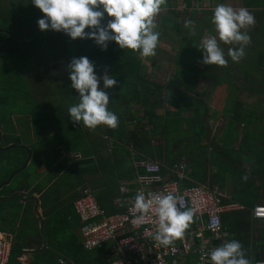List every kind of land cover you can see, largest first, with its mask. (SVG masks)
Instances as JSON below:
<instances>
[{
    "label": "trees",
    "instance_id": "obj_1",
    "mask_svg": "<svg viewBox=\"0 0 264 264\" xmlns=\"http://www.w3.org/2000/svg\"><path fill=\"white\" fill-rule=\"evenodd\" d=\"M226 1L227 0H184L183 5L185 11L180 13L177 11L178 4L176 0H167L166 4L162 5L160 11V13L164 12L165 14L159 15L162 16L161 25L165 30L170 31L173 28L171 26L173 21L179 20L180 18L183 21L191 19L195 22L196 42L206 35L210 29L214 28V25L211 23L213 9L217 4H226ZM235 1H237L241 7L247 8L255 17V24L248 29V34L251 37L250 45H253L255 51V53L251 51L250 54L255 56L251 66L246 67L244 73L245 81L249 85L247 90L253 92L254 96L257 97L258 104L254 107L256 110L255 114L249 115V111L241 110L242 104L238 103V114L229 118L226 125L229 128L243 125L245 127V142H251L258 138L264 141V99H260L259 94L263 93L261 96L264 97V0ZM207 7H209V10H206ZM11 9L15 11L7 18L6 16L8 13H0V184L5 183L3 185L4 191L9 193L10 197H13L10 200L11 203H20L22 197L21 192L23 189H29V186L24 184L32 176V173H34L33 176L36 177L38 175V170L42 168L37 162V157L31 158L32 156H30L28 147L20 146V144H22L21 136L16 134L15 126L17 124L14 122L15 118L13 117L19 112L31 116L34 128L43 131L46 127L47 119L50 118L43 117V114H47V112L43 111L42 113V111L38 109L39 104H43L46 107L48 106L41 101V98H51L53 94L59 93V91L62 90L63 85H66L62 68L68 66L72 58H79L81 56L88 57L89 60L99 68H106L114 77L116 76V71L120 70L122 86L120 84V89H116L115 92L125 94L127 90H136L139 88L137 96L141 97L140 99L147 105V108H145L146 115L141 119H133L135 130L133 129L132 132L125 133L123 138L119 140L118 146L111 151V156H102V160L106 162L116 158L117 167L119 168V158L117 156H123L128 159V164H130L132 163L131 151L126 148L129 147L133 150L134 160L151 159L160 162L162 174L163 176H167L169 180H175L177 178V175L173 172V168L176 165L181 166L182 164H186L188 167L185 168L184 173H186L190 179L186 180V184H200L202 174L199 173L198 164L202 162L198 160L197 152L201 154L200 151L203 147L200 148L199 139H195L200 136H206V134L208 135L209 130L207 126L210 123L211 117L208 115L209 109L207 101L198 98L199 95L193 87V83L186 87L187 90L184 92L185 95L179 94L173 87V81L170 82L168 86H163L156 84L153 80H146V78L143 77V63L139 59V52H133L127 48L121 49L115 41L109 42L107 50H102L92 39L77 38L73 40L67 34L54 30L42 32L38 27L37 21L43 18L44 14L37 7L20 3ZM184 15H187V17L182 18ZM109 18L112 19L105 14L102 24L106 26ZM89 31V28L85 29V32ZM193 38L194 36L189 35L185 40L192 45L194 43ZM225 46H227V48L230 46L232 47V45ZM185 55H187V59L195 58L200 61L203 59L202 52L197 47H186ZM247 55H249V53H247ZM27 61H31L34 64L33 68L29 70V73L35 68L38 69L36 71L40 73V75H38L40 82L48 85V88L43 95L37 92L33 97L32 92L31 95L26 98H24L20 90H18L20 92L19 95L22 97L19 98L20 104L17 106L15 104L14 106L7 91L10 86L15 85L14 82H17L19 85L23 82L27 87H30V83H32L31 87H36V83H34L32 79H29L28 76L26 77ZM17 66L23 67V69L16 72ZM53 66L56 69H54ZM251 67L252 69L249 71ZM29 73L27 75L30 76ZM48 73L52 74V79L55 81V84H53V81L46 82L44 75ZM255 73H257V78H251ZM203 75L209 77L206 71H203ZM27 79L31 80L30 83ZM210 79H214L213 85L219 83V79L216 76H210ZM231 79L233 78H230V80ZM140 82L146 83V85L141 88L138 86ZM253 83L256 84V86H254ZM259 90H261V92L257 93ZM189 96H192V98H189ZM32 98L38 101L37 108ZM165 104L166 107L164 106ZM24 105H26V107L23 111L22 107ZM163 106L166 109L165 115L155 117V110ZM55 117L60 119L64 118L60 113L55 114ZM145 119L148 120L146 124L143 122ZM184 124L187 127H185L186 131L185 128L179 134L172 131L175 126ZM158 134H163L164 143L153 144L154 136ZM184 134H186L185 136L187 139L184 138ZM227 134L231 133L228 132ZM37 136H39V134ZM178 139H180V141L176 144ZM63 141L68 147H71L73 142H77V139L75 136L69 135L68 138L66 136ZM12 144L16 146L6 148V150L3 149L5 147H10ZM171 145L176 147L171 148ZM230 153H232V150ZM249 161L254 167V172L248 173L246 170H243V174L248 175V179H250V177L252 178L247 181V184L250 190H252L255 199L251 194V199L247 204L253 208L258 205H256V198L260 196V190H264V149H259ZM90 163H92V161H75L72 165L71 173L64 172L59 180L56 181L59 184L58 188L61 186L65 188L73 186V189L75 191L77 190L73 194L74 198L70 197L71 203L67 206L70 211V216L74 215V213L77 214L74 203L83 197V193L86 189L91 190L89 184H93V187H98L99 191L95 190L92 191V193H94L100 206L106 209L110 214L117 212L114 205L115 200L121 198V191L115 190V183L106 186L103 184L106 182L105 180L101 179L99 182L97 181L99 177L94 179L93 172L95 170H100L102 165L90 168L88 167ZM133 167L134 166L125 171L126 164L123 165V169L128 175L125 176L124 179L132 180L136 174V169ZM101 181H103V183H101ZM116 188H118V185H116ZM34 189L36 192L41 191L39 185L34 187ZM219 190L221 191V189ZM50 192L49 190L43 197L44 202L48 201L47 198ZM56 192L55 189L53 194ZM225 203L227 202L225 201ZM22 213L23 212L18 210L15 217L16 220L12 221L14 228L21 222ZM56 214V212L51 213L50 211L46 213L48 222H51L50 216ZM250 215L251 217H249V214H246L249 218V225L254 222L252 213ZM66 219L68 218L66 217ZM68 221L70 223V220ZM225 221L227 225H229V220L224 217V222ZM20 224H24V219ZM78 225L81 226L79 217ZM49 229L50 228L46 230L49 231ZM71 235L73 240L69 250L65 252L62 248L60 249L62 253L66 254L67 260L74 264H103L105 262V255L103 253L85 250L80 239L75 236L73 237V233ZM239 239L235 238V240H238L242 244L243 250L246 253V258L250 260V237L242 236L239 237ZM225 240L226 239H221L217 241V246H220ZM231 240L233 239L226 241ZM22 250L19 240L15 239L12 245V264H20L18 258L22 255Z\"/></svg>",
    "mask_w": 264,
    "mask_h": 264
},
{
    "label": "crops",
    "instance_id": "obj_2",
    "mask_svg": "<svg viewBox=\"0 0 264 264\" xmlns=\"http://www.w3.org/2000/svg\"><path fill=\"white\" fill-rule=\"evenodd\" d=\"M94 66L96 74L102 76L106 68H99L96 64ZM143 67L145 68L144 72L147 74L146 69H148V66L143 65ZM53 68L56 69L54 66ZM150 69H155V67L151 66ZM36 70L38 69L32 70L29 73L30 76L27 75L29 79L40 75L39 71ZM144 72L143 77L146 80H150L145 77ZM158 72H148V74H153V79H155L154 75L158 74ZM62 73L66 82V85L64 84L62 87L63 90L53 94L51 98H41V101L48 105L47 107L39 104L38 109L42 113L43 111L47 112V114H43V117L50 118L47 119L46 127L43 131L34 128L31 116H27L21 112L14 116V122L17 124L15 126L16 134L21 136L22 144L20 146L28 147L30 156H32L31 158L37 157V162L42 167L38 170L37 178L32 175L24 184L29 186V189H23L21 192L20 203H11L10 200L13 197H10L9 193L3 189L5 183L0 184V235L8 239L12 245L15 239L19 240L23 249V254L18 259L20 264H74L66 259V254L62 253L60 249L62 248L65 252L69 250L73 240L72 233L74 234L73 237L75 236L80 239L78 215L74 213V215L70 216L67 206H69L71 200L68 202L66 199V197L74 198L73 194L77 190L67 189L65 191V187L62 190L56 189L57 192L55 194L50 192L47 198L48 201L44 202L43 197L46 193L42 196L38 194L36 197L32 196L38 193L34 187L37 185L42 186L41 184L34 186V182L37 179L48 177L53 184H58L56 181L59 180L60 176L64 172L71 173L72 165L75 161L81 160L84 162L92 161L88 165L90 168L102 165L100 170L93 172L94 179L99 177L97 181L101 179L105 180V183L103 181L101 183L106 186L115 183L118 185V188H116V185L114 186L115 190L120 191L123 185L135 186L136 184L135 176L132 180L124 179L125 176H128L125 171L134 166L135 160L133 159L132 148L126 147L131 151L132 163L130 164H128L129 162L126 157L117 156L116 151V156L119 158V168L117 167L116 158L109 161L105 160L106 162H104L102 156H111V151L118 146L119 140L123 138L125 133L132 132L133 129L135 130L133 119H141L146 115L145 108H147V105L140 99L141 97L137 96L139 88L127 90L125 94L115 92L116 89H120L122 76L120 70L116 71L115 77L108 71V74L117 80V85L106 89L109 94V104L107 107L109 111L117 115L118 126L110 128L102 124L95 129H89L82 122L79 125L74 124L71 121L68 109L67 113H65L57 105V99L62 100L69 107L78 103L79 99V93L71 87L67 66L62 68ZM172 81L174 79L168 81L166 86ZM99 87H104L102 80ZM164 106L166 107V104ZM164 106L155 110V117L165 115L166 109ZM57 113L62 114L64 118H56L55 114ZM143 122L146 124L148 120L145 119ZM213 131L214 129H212L211 125L208 135L206 134V136H200L195 139H199L200 148L203 147L200 151L201 154L197 152L198 160L202 162L198 164L199 173L202 174L200 184L212 189H221L225 194V201L235 205L234 209L223 215L225 228L223 239H239L242 236H249L250 261L254 262L257 259L264 258V221L253 219L252 226L249 225V218L246 214H249V217H251L250 214L254 207H250L247 203L251 199V194L254 199L255 196L247 184V181L252 178L250 177V179L244 181L242 180V176H244L243 170H246L248 173L254 172V167L249 160L252 159L259 149H264V141L258 138L251 142H245V127L243 129L241 127L229 128L227 125H224L222 133L217 134ZM228 132L231 134H227ZM38 134L39 136H37ZM69 135H73L77 139V142H73L71 147H68L63 141ZM158 135V137L154 138L153 143L156 142L155 139L161 137L160 134ZM254 135L256 136L255 133ZM23 136H25L24 139H22ZM158 141L156 144L160 143ZM14 146L16 145L11 147ZM175 147L171 145V148ZM6 148L9 147H5L4 149ZM231 150L232 153H230ZM124 164H126L125 171L123 169ZM46 173L47 175H45ZM92 185L89 184L91 191H99L97 186L93 187ZM260 193V196L256 198V205L264 204V190H260ZM51 197L52 199H50ZM116 205L119 206V203ZM18 210L23 212L20 221L22 222L24 219V224L21 225L20 222L15 229L12 221L16 220L15 217ZM49 211L51 213L60 212L58 213L62 215L60 223L56 217H53L54 215L50 216L51 222H48L46 213ZM224 217L229 220V225H227L226 221L224 222ZM68 220H70V223ZM35 222L37 225H35ZM48 228H50L48 231L49 237L43 239V235Z\"/></svg>",
    "mask_w": 264,
    "mask_h": 264
},
{
    "label": "clouds",
    "instance_id": "obj_3",
    "mask_svg": "<svg viewBox=\"0 0 264 264\" xmlns=\"http://www.w3.org/2000/svg\"><path fill=\"white\" fill-rule=\"evenodd\" d=\"M166 2L167 0H32V4L44 14L37 21L42 32L54 30L67 34L73 40L92 39L102 50H107L109 42L115 41L119 48L139 52L144 58L156 55L160 33L155 30V19ZM105 14L112 18L106 26L102 24ZM211 23L214 25L215 35L203 37L197 46L203 55L200 63L227 67L228 60L218 40L225 45H232L227 50V56L233 62H239L245 56V48L251 43L248 29L255 24L254 15L247 8H234L220 3L213 9ZM184 27L189 29L191 35H195L193 20L186 19ZM86 28L90 31L85 32ZM94 67L93 62L86 56L72 58L68 64L71 87L79 93L78 103L69 107L68 113L74 124L79 125L82 122L89 129H95L102 124L116 128L118 117L108 110L109 94L106 89L116 86L117 80L108 74L107 69L102 76H98ZM101 80L103 88L99 87ZM248 178V175L242 176L244 181ZM180 200L179 196L171 192L148 199L143 192H138L130 211L136 217L137 223L143 222L149 213H154L156 226L153 238L158 244L167 247L174 240L182 238L193 221L194 211L184 209L182 203L178 207ZM260 205L264 206H257ZM0 239L10 246L8 264H11L12 244L1 235ZM87 251L103 253V264H135L131 255L121 253L117 243L113 241L106 243L104 249ZM206 255L210 257L212 264L252 263L246 258L242 244L235 239L225 241Z\"/></svg>",
    "mask_w": 264,
    "mask_h": 264
},
{
    "label": "built area",
    "instance_id": "obj_4",
    "mask_svg": "<svg viewBox=\"0 0 264 264\" xmlns=\"http://www.w3.org/2000/svg\"><path fill=\"white\" fill-rule=\"evenodd\" d=\"M133 165L136 184L120 188L122 196L115 200L116 213L110 214L102 208L89 189L76 201L75 208L81 221L79 237L83 247L86 250H101L106 243L113 241L121 253L131 255L135 264H212L206 253L224 238L223 215L235 205L225 203V195L218 188L187 185L189 178L184 173L185 164L173 168L177 175L175 180L163 176L158 161L140 159L135 160ZM138 192H143L146 199L171 192L181 198L178 207L182 203L184 209L194 211L193 221L182 238L167 247L158 244L153 238L156 226L154 213H149L143 222H136L130 209ZM118 203L119 206L116 205ZM252 217L264 219V206H256ZM9 259L10 246L0 239V264H8ZM250 264H264V259Z\"/></svg>",
    "mask_w": 264,
    "mask_h": 264
},
{
    "label": "rangeland",
    "instance_id": "obj_5",
    "mask_svg": "<svg viewBox=\"0 0 264 264\" xmlns=\"http://www.w3.org/2000/svg\"><path fill=\"white\" fill-rule=\"evenodd\" d=\"M176 2L178 4L177 11H179L180 13L184 12L185 11V7L183 5L184 0H176ZM20 3L30 4L34 6L32 4V0H0V13L1 14L8 13V15L6 16L7 18L15 11L11 8ZM226 5L232 6L234 8L241 7L240 4H238L237 1L235 0H227ZM199 10H202V9H199ZM206 10H209V7H207ZM164 14L165 13L163 12L160 15H164ZM185 17H187V15L182 16V18H185ZM184 22L185 21H183L181 18L179 20L173 21L171 23V26L173 28L170 31H168V30H165V28L161 25L162 16L157 15L155 19V23L158 27L155 30L160 33L159 43L156 48L155 56L144 58L139 55V59L141 60L143 65L148 66V69H146L147 74L144 72L145 70L144 67H143V72H144L145 77H147L150 80H154L156 84H160L163 86H166L168 81H170L171 79H174L173 87L179 94H184V92L187 90L186 87H188V85H192L193 83V87L196 89L197 94L199 95L198 98L205 99L207 101V105L209 109L208 115L211 117L210 123L207 126V129L209 130V128L212 125V129H214L213 132L220 134L223 132V127L224 125L227 124L228 119L238 114V111H237L238 103L242 104L241 110H248L249 115L255 114L256 110L254 109V107L258 104L257 97L254 96L253 92L247 90V87L249 85L245 81V73H244V70L246 69V67L251 66L253 58L255 56V55L253 56L252 54H250V52L252 51L255 53V51L253 49V45L249 44L245 48V56L239 62H233L230 59V57L227 56V50H228L227 46H225L223 42L218 40L220 47L225 52V58L228 60L227 67H220L217 65H211V66L204 65L200 63V60L198 59H195V58L187 59V55H185L186 47L187 48L197 47L200 44L203 37L215 35V31H214V28L210 29L208 33H206V35H204L203 37H201L199 40L195 42V35H191L189 32V29H186L184 27ZM189 35L194 36L193 38L194 43L192 45H190L188 41L185 40V38L188 37ZM247 53H249V55H247ZM33 66H34L33 62L27 61L26 77H27V74L29 73V70L33 68ZM151 66L155 67V69H150ZM22 69L23 67L17 66L15 71L19 72ZM251 69L252 67L249 68V71H251ZM203 71H206L209 77L204 76ZM148 72H154V73L158 72V74H155L154 75L155 79H153V74H148ZM210 76L218 77L219 83L213 85L214 79H210ZM44 78H46V82L53 81V84H55V81L52 79V74L50 73L45 74ZM230 78H233V79L230 80ZM251 78L256 79L257 73H255V75H252ZM192 79H193V82H192ZM27 80L30 83L31 80L29 79ZM32 81L36 83L35 88L31 87L32 83H30V87H27L23 82L20 83L21 85H19L17 82H14L15 85L10 86V88L7 90L9 93L11 102L14 106L15 104L16 106L20 104L19 98L22 97L19 95L20 92L22 93L23 97L26 98L30 96L34 90L33 95H32L34 97L35 93L37 92H40L43 95V93L48 88V85L42 84L40 82V79L38 76L36 77V79L32 78ZM145 85L146 83H143V82H140L138 84V86L141 88L144 87ZM253 85L256 86V84L254 83ZM18 90H20V92ZM259 92H261V90L257 91V93ZM259 94H260V99H264V97L261 96L263 93H259ZM189 98H192V96H189ZM33 100L37 108L38 101L35 99ZM57 105L59 109H62L65 113H67V109L69 107L68 104L64 103L60 99H57ZM25 107L26 105L22 107L23 111L25 110ZM16 110L18 111L17 107H16ZM185 127H186L185 124L177 125L174 127V129H172V131L174 133L179 134ZM240 127L243 129L244 126L241 125ZM185 135L186 134H184V138H186ZM156 136L158 137L159 135H156ZM156 136L154 138H156ZM24 138L25 136L22 137V139ZM155 140L156 142L153 144H156L157 140H159L158 142L160 143H164L163 134L161 135L160 138L155 139ZM179 141L180 139L177 140L176 144H178ZM13 145L14 144L10 145L9 148H11V146ZM185 166L187 167L186 164ZM33 174L34 173H32V175ZM45 175H47V173ZM36 184L42 185L40 186L41 191L34 194L35 196L32 195L33 197H36L37 194L42 196L43 194L47 193L49 190L51 192H54L55 189H60V190L63 189L62 186L58 188L59 184H55V183L53 184L48 179V177L37 179V181L34 182V186H36ZM67 189L73 190V186L66 187L65 191ZM52 197L50 199H52ZM66 199L68 202L70 201V197H66ZM56 213L57 214L54 215L53 217H56L60 223V218H62L61 217L62 215L58 214L60 212H56ZM35 225H37L36 222H35ZM48 237H49V232L46 230L45 234L43 235V239L44 238L46 239Z\"/></svg>",
    "mask_w": 264,
    "mask_h": 264
},
{
    "label": "water",
    "instance_id": "obj_6",
    "mask_svg": "<svg viewBox=\"0 0 264 264\" xmlns=\"http://www.w3.org/2000/svg\"><path fill=\"white\" fill-rule=\"evenodd\" d=\"M109 20H110V18H109Z\"/></svg>",
    "mask_w": 264,
    "mask_h": 264
}]
</instances>
